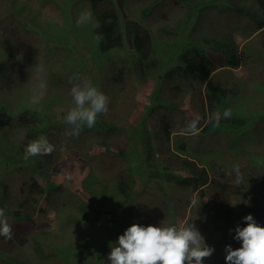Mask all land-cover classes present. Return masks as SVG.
<instances>
[{
  "label": "rangeland",
  "instance_id": "rangeland-1",
  "mask_svg": "<svg viewBox=\"0 0 264 264\" xmlns=\"http://www.w3.org/2000/svg\"><path fill=\"white\" fill-rule=\"evenodd\" d=\"M240 8L262 17L255 0H127L124 11L117 7L116 11L121 17L126 14L131 20L138 21L149 32L151 48L144 64L128 45L108 54L99 52L91 42L95 21L90 0H0V119L6 123L5 128L0 129V154L8 158L0 163V185L8 184L10 191V194L0 196V208L4 209L13 229L11 241L0 242V264H67L71 260L76 264V255L68 262L65 260L68 256L64 255L65 250L69 254L72 251L69 245L75 253L86 255L80 264H110L108 259L101 263L97 251L86 250L88 241L84 242L85 238L80 240V233L77 238L74 228L67 234L61 233L55 217L56 209L63 203L81 201L100 211L101 207L88 199L86 190L89 188L85 184L88 185L90 173L110 189L116 185L114 182L124 183L126 180L124 166L115 159V152H119L115 138L111 142L113 144L105 149L93 144L92 135L82 132L77 142L79 148L71 147L69 153L66 152L67 144L71 145L76 139L64 135L68 129L64 117L73 103L70 89L72 83L80 82H69L75 74L87 78L109 97L108 111L101 114L97 122L107 121L117 126L115 132L120 133L122 137L119 139L123 140L118 144L121 150L127 142L126 131L138 136L137 147L132 149L134 185L130 188L126 183L120 190L117 186L113 188L118 196L124 193L117 200L120 202L118 211L132 209L117 236L134 223L145 227H180L190 223L200 231L207 246H222V251L214 248L212 256L203 264H221L227 255V245L233 249L241 246V242L233 238L235 235L229 234L231 227L222 211L215 209V202L209 197L197 200L196 191L171 181L168 177L171 171L164 169L166 162L182 156L206 168L210 179L248 190L264 187V62L259 61L264 57V34L255 31L252 34L254 22H246L244 13L238 12ZM147 9L151 10L143 19L142 13ZM15 10L18 12L16 16L11 14ZM84 12L91 14V20L77 24ZM14 17L20 19L25 28L20 27ZM231 41L244 56L255 52L258 55L256 66L219 69L211 75L207 85L180 77L183 66L179 54L183 49L210 51L216 43L229 45ZM252 61L255 63L253 58ZM38 63L44 68L47 90L39 103H33L34 88L41 78L36 71ZM144 66H149L146 78ZM218 83L231 92L236 91L237 100L231 103V95H226L229 97L224 103L223 98L213 91ZM176 84L182 87V91L176 96L177 107L173 109L168 105L172 93L168 90ZM158 87V97L167 100V108L147 116L146 111L152 106V97ZM26 109L45 110L47 116L37 126V139L43 135L55 146L51 156L24 159V150L29 142L24 141V133L14 131V121ZM225 109H231L232 116L221 118L219 124L222 127L207 122L209 114H222ZM162 117L171 120L170 141L165 145L171 151L162 156L160 150L163 147L158 139L149 136L151 156L146 161L141 143L144 136L138 132L143 129L147 134H154ZM195 118L200 121L199 133L183 134L186 123ZM239 118L250 124L244 126L241 134L231 135L236 139L229 140L224 127L233 128L238 125ZM207 124L210 125L205 127ZM204 127L205 133L201 131ZM7 141L11 142L12 149H8L9 144L5 145ZM254 157L258 161L253 165L250 162ZM162 158L169 161L162 163ZM37 162H41L43 167L42 172L35 175L37 182L43 188L49 182L59 185L63 193L53 191L50 197L41 200L33 222L18 228L10 213L20 196L21 184L31 175L30 166ZM88 162L90 169L86 165ZM245 162L252 166L245 168ZM235 166L245 176L242 183L236 182ZM172 173L184 178L188 172L179 169ZM260 200L264 202L263 197ZM243 202L234 193H230L225 204L220 202L236 212L232 223L235 229L246 226L241 208ZM107 227L103 216L88 227V236L99 240L98 247H102L109 237ZM118 237L115 235L109 244H115ZM13 239L26 241L19 244ZM37 241L43 243L46 259L39 258L36 253Z\"/></svg>",
  "mask_w": 264,
  "mask_h": 264
},
{
  "label": "trees",
  "instance_id": "trees-1",
  "mask_svg": "<svg viewBox=\"0 0 264 264\" xmlns=\"http://www.w3.org/2000/svg\"><path fill=\"white\" fill-rule=\"evenodd\" d=\"M126 1L127 0H90V10L95 21L91 33V42L97 46L101 54H108L112 50H117L128 45L133 53L138 56L145 64L144 61L148 59L151 48L150 35L149 32L144 27H142L138 21L131 20L126 14H123V16L121 17L117 13L116 7L121 12H123L125 9ZM255 1L258 4V9H260L262 13V17H260L258 13H254L253 11L245 10L243 8H240L238 12L244 13V16L247 17L246 22L249 23L250 20L254 22L255 29H252V34L258 31H260L259 33L264 34V0ZM151 9H153V7ZM150 10H144V12L142 13L143 19L147 18ZM11 14L16 16L18 15V12H16L15 10ZM14 19L16 23L20 25V27L25 28V25L20 21V19H18L17 17H14ZM55 40L57 39L55 38ZM66 40L68 41L67 38ZM59 42L62 43V41ZM228 44L229 45L225 43H216L213 50L210 51H190L191 49L188 48L183 49L179 54V60L181 66H183V75H180V77L191 78L198 84L207 85L209 84L208 81L210 80L211 75L219 69H239L243 66L248 65L256 66V59L258 58V55L255 52H251L248 55L245 54L244 56L241 53V50L238 49V46L234 41H231ZM252 58L253 60H255V63H253ZM259 61L263 63L264 57L260 58ZM148 71L149 66H144L145 78L149 76ZM13 89L16 88L13 87ZM181 91L182 87L179 84L174 85L172 89L168 90V92H172L171 97L169 96L170 100L168 101V105L173 109L174 107H177V101H175V98H177L176 96ZM213 91L217 92L220 97L223 98L222 101L224 103H227L226 99L229 97H226V95H231V103H233V101L236 99V91L235 93L231 92L219 83L215 85ZM159 94L160 88L158 87L154 93V96L152 97V106H150V108H148V110L146 111L147 116L160 112L162 108L163 110H166L167 107L165 103L167 102V100H165L164 98H159ZM1 111L2 108L0 107V112ZM44 111V109H26L20 112L18 117H15L14 123L16 127L14 131L17 133H24V141L30 142L37 139L39 134L37 126L38 124H41L43 119L47 116L44 114ZM238 120V125L236 124L233 128L229 126L224 127L227 130L224 131H226L229 140L236 139L231 135L236 133L241 134V131H244V126L250 124V122L246 121V119L239 118ZM143 121H145V119H143ZM5 124L6 123L0 119L1 130L5 128ZM209 125L210 124H207V126L205 127H208ZM214 126L220 128L222 127V124H215ZM205 127L201 130L204 133L207 132ZM171 128V120L162 117L161 122L158 123L154 134H147L143 129L140 131L141 134L138 132V135H140L141 137L144 136L141 143L143 145V151L146 154V161L150 160L151 156L149 136H155V138L158 139L160 146L163 147V149L160 150L162 156H164L166 152L171 151L165 146L166 144H169ZM116 130L117 126H115L114 124H110L107 121H100L96 123L95 127L91 129L84 128L82 132H84L83 134L92 135V137L94 138L93 144H96L105 149H108L109 146L113 144L111 142L115 138V147H117V150H119V152H115V159L119 160L121 165L124 166L123 168L126 172L125 182H114L113 184L116 185H113L112 189H110V186L106 187V185H102L103 183H101L99 180L97 181L94 174L90 173L87 182L88 185L85 184V186L89 188V190H86L88 199L99 205L101 207L100 211L97 208L91 207L89 204L80 201L77 203H69L67 205L63 203L56 209L55 213V217L58 219V223L60 225L59 227L61 233L67 234L74 228L73 233L77 238L78 234L80 233L79 239L84 240L85 238L86 240L84 242L88 241L86 244V250L98 252L101 258V263L107 262L108 255L111 251V245L109 244V242L115 239V235L116 237H118L117 233L122 231L121 229L123 227V222L128 219V213L132 210L127 208L128 210L120 209L118 211L117 205L120 202H118L117 200L121 199V196L124 193L121 194V196H118L117 194H115L113 188L117 186L119 188L118 190H120L122 189L121 185L126 183H128L126 185L130 186V188H132L134 185L135 169L133 163L135 161V158L133 157L134 151H132V149L133 147H137L136 144L138 143V136L132 135L131 133H129V131H126L124 134L127 138V142L124 145L123 150H121V146H118V144L123 143V140L119 139V137H122V135L120 133H116ZM82 132L80 133V135L82 134ZM80 135L78 137H70L71 139H76L73 143H71V145L67 144L66 152L69 153V149L71 147L79 148L77 142H79L80 140ZM200 135L201 137L203 136L202 134ZM5 145H8V149H12L13 147L10 141H7ZM180 149H184V146H180ZM82 154L84 153L82 152ZM49 156H51V154ZM43 157H46V155H43ZM7 159V157L0 154V163L1 160L7 161ZM162 159V163L165 161H169L166 158ZM19 161L23 162L22 159H19ZM257 161L258 159L254 157L252 158V161L250 163L254 165ZM89 162L86 165L90 169L91 166H89ZM245 163V168H249L252 166L247 162ZM166 164L167 165L164 169L171 171L168 174V177L171 181L177 183L179 186H190L192 188V191L197 192V200H203L209 197L215 202V209L222 211L225 220L227 221L229 227H231L229 230V234L231 236L235 235V228L233 227L232 223L235 219L236 212L222 205V203L225 204L228 201L230 193H234L235 196L238 197V199H242V201H244L241 206L244 217L251 214L256 223L264 227V202L260 200V197L264 198V187L260 190H254V188L248 190L241 187H234L230 184L221 183L215 179H210L206 168L199 167L194 160L182 156H176L174 157V159L172 158L170 162H166ZM258 164L261 165L260 162H258ZM30 167L32 171L31 175L29 176V179L27 181L21 184V187L19 189L20 196L17 200L16 205L14 206V209L12 210V213H10L13 222L16 223V226L18 228L26 224H31L33 222L35 216L38 214V208L41 200H43L45 197H50L53 191L63 193L59 185H54L49 182L43 188L37 182V180L35 179V175H39L42 172L43 167L41 162H37L36 165H31ZM179 169L188 172L184 178L172 173V171L175 173V171H178ZM0 187V196L4 197L5 195L10 194L8 184L1 183ZM100 216L105 217V219L107 220V230L109 233V237L107 238V241L106 239L104 240V244L102 247L101 245L98 247L99 240L96 241V239H90L91 236H88V227L93 226L95 223H97L100 219ZM197 216L201 217V215ZM71 224L74 227L71 226ZM10 241L11 240H6L4 237L0 236V242ZM13 241H18L19 244H23L26 240L13 239ZM81 244H83V241H81ZM219 246V244H216L214 245V248L222 251V246L221 248ZM35 247L36 253L38 254L39 258L46 259L47 257L43 255L44 251H42L44 247L43 243L37 241L35 243ZM69 247L72 251L69 254L67 250H65L66 253L64 255H68L65 256V260L68 262L76 255V258L78 259L75 263L80 264L81 260L83 261L86 258V255H83L82 253L80 254L79 252L75 253L74 249L70 245ZM60 257H62V255ZM72 261L73 260H71L70 263L68 262L67 264H73ZM221 264H226L225 257L224 259H222Z\"/></svg>",
  "mask_w": 264,
  "mask_h": 264
},
{
  "label": "clouds",
  "instance_id": "clouds-1",
  "mask_svg": "<svg viewBox=\"0 0 264 264\" xmlns=\"http://www.w3.org/2000/svg\"><path fill=\"white\" fill-rule=\"evenodd\" d=\"M90 20L91 14L84 12L79 16L77 24H84ZM36 71L41 74V78L34 88L33 103H39L47 90L43 66L38 63ZM76 80L80 82L72 83ZM69 82L72 83L70 95L73 103L64 117V122L68 126L64 135L78 137L85 127L88 129L95 127L98 117L107 113L109 97L79 74L70 77ZM231 116V109H225L222 114L220 112L209 114L207 122L218 125L221 118L229 119ZM199 124V118L188 121L182 133L198 134ZM53 151L55 146L41 135L27 144L24 159L50 155ZM233 170L236 182L242 183L245 176L241 169L235 166ZM243 219L246 226L242 228L237 226L233 237L241 242V246L236 249L231 245L225 247L226 264H264V227L257 224L251 214ZM0 236L6 240L13 238L12 226L2 208H0ZM110 245L111 251L108 255L110 264H203L204 260L210 258L214 252L213 247L206 245L200 231L190 223L180 227L152 225L145 227L134 223L118 237L115 244Z\"/></svg>",
  "mask_w": 264,
  "mask_h": 264
}]
</instances>
